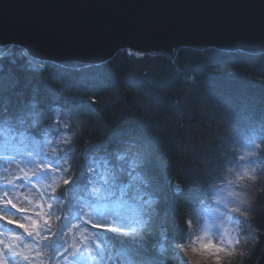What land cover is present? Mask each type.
Masks as SVG:
<instances>
[{
    "label": "snow or ice",
    "instance_id": "1",
    "mask_svg": "<svg viewBox=\"0 0 264 264\" xmlns=\"http://www.w3.org/2000/svg\"><path fill=\"white\" fill-rule=\"evenodd\" d=\"M15 52V42H0V125L20 126V142L30 156L32 153L44 156L60 152L67 156L84 130L81 115L98 112L95 107L98 103V90L106 88L113 81L114 75L99 71L80 79H73L68 75L64 78L66 96L63 100L54 90L37 99L35 95L26 96L22 92H16L19 85L17 75L11 70L5 71L6 63L17 64ZM125 55L129 58L128 70L132 76L128 81V88L148 98L147 104H139L136 107L135 117L141 123L153 125L158 130L159 145L154 148L144 137L126 139L115 135H112L103 148L89 143L86 148L103 151L105 156L103 163L99 165L100 170L91 164L88 165V172L83 175V186L78 187L73 194L75 207L79 208V211L73 213L74 219L66 225V231L75 230L82 238L74 237L71 243L65 240L63 243L53 244L47 252L42 245V241H48L50 236L54 237L62 231L59 227L53 231V220H69V216L63 214L65 210L71 211L66 201L67 189L76 184L77 176L81 175V172L79 167L72 169L71 162L65 161L70 165L68 168L59 166V171L66 174L63 177V185H58L55 180L47 183L48 190L40 192L43 202L34 205L38 209L34 212L35 219L24 215L23 220L27 221L24 223L11 219L6 214H0V221L22 229L33 241L27 243L23 237L16 235L9 237V241L15 243L0 241L3 246L0 250V264H20V261L24 264H45V259L48 264H71L72 261L82 264H185L188 246L182 240L175 239L169 225L176 232L187 231L193 227L199 205L209 196L214 197L215 203L223 209L218 215L221 222L235 223L234 216L243 217L245 220L254 216L255 205L244 206L241 194L243 186L236 185L238 190L233 191V181L227 182L231 187L225 186L222 183L224 178L215 175L212 169L206 166L197 167V161L207 159L199 147L193 142H177L166 124L153 122V113L163 108L159 98L145 91L146 84L156 80L152 76L154 70L144 68L140 72V78L132 74L138 67L136 62L156 57L148 50L128 49ZM112 60L113 57H109L100 63L71 67L77 73L93 68L100 70L106 64H111ZM35 62V58L28 51L20 53V66ZM171 63L175 64L176 61L172 60ZM60 67L69 69L67 64H61ZM233 75L228 72L224 76L232 81ZM211 76H220V73H211ZM144 78H148L147 81ZM191 78L189 80L188 77V80L195 82V78ZM174 79L175 77L169 74L163 83L165 86L170 85ZM84 81L91 83L92 87L85 86ZM204 88L206 92H217L219 82L206 79ZM74 89L87 93L88 99L83 95H71ZM229 89L224 88L219 92L218 101ZM6 94H14L15 99ZM220 118L225 117L221 115ZM73 123L81 131L73 132ZM53 134L59 137L55 141L49 139ZM41 137L44 138L43 142ZM60 145L65 147L60 148ZM45 146L52 151L45 152ZM181 150L185 156H191L193 166L185 172L182 179L178 178V182L173 183L167 177L168 169L172 166L171 154ZM40 172H52L51 165L40 161L32 170L31 176L24 172V177L31 180ZM251 178L244 176L241 180L249 181ZM16 179L19 180L20 177ZM47 179L40 177L41 181ZM256 183L258 181H255ZM7 184L15 187L11 179ZM5 195L11 193L5 192ZM7 206L15 209L17 213L27 212V209L18 207L12 199L7 200ZM45 207L47 211L44 210ZM6 211L7 208L0 209V213ZM57 212L61 215H56ZM244 222L240 221L242 227ZM3 232L4 229H0V234ZM221 239L224 241L222 245H201L202 252L215 258V264H224L223 258L235 255L234 249L239 240L238 237L231 240Z\"/></svg>",
    "mask_w": 264,
    "mask_h": 264
},
{
    "label": "trees",
    "instance_id": "2",
    "mask_svg": "<svg viewBox=\"0 0 264 264\" xmlns=\"http://www.w3.org/2000/svg\"><path fill=\"white\" fill-rule=\"evenodd\" d=\"M201 49L208 51L201 52ZM25 50L16 46L14 53L17 64L6 63L5 71L11 70L18 79L19 85L16 92H22L26 96L35 95L37 99L54 90L63 100L65 77L71 75L73 79H80L95 74L97 71L114 75L113 81L104 89L98 90L96 114H82L81 120L85 127L81 138L72 145V150L65 156L63 152L57 155L65 157V161L71 162L72 169L79 167L81 175L77 176L76 184L67 189L66 201L71 209L65 210L64 215L69 220L52 221L53 231L59 227L62 231L56 236L49 237L48 241H42L44 251H49L53 244L71 242L70 233L66 231V225L74 219L73 213L77 211L73 194L78 187L83 186V175L88 172V165L102 164L104 152L95 148H86L89 143L103 148L112 135L135 139L144 137L153 147L159 145V132L153 125L141 123L135 117L136 107L139 104H147L148 98L134 89L128 88V81L132 78L129 74V58L125 51H119L111 64H106L103 69H87L83 72H75L71 66L76 63H62L69 65V69L61 68V64L36 61L34 64L25 63L19 65L20 53ZM156 58L136 62L138 67L132 74L140 78V72L144 68L154 70L152 76L154 83L146 84V92L162 101V110H157L152 115L153 122L166 124L172 130L175 140L179 143H195L203 156L207 159L197 161L196 166H206L213 170L215 175L222 176L223 184L229 179L232 167L241 159L245 148L254 140H261L259 151L255 155L257 160L256 183L242 180V196L244 206L255 205L254 216L244 220L241 228L240 243L237 248L242 249L232 257H225L224 264H256L264 249V193L255 192V188L264 189V51L260 53H248L242 51H229L216 48H190L183 47L175 50L173 56L164 53L151 52ZM178 53V56H177ZM176 63L172 64L171 61ZM46 65V67H42ZM70 72V73H69ZM220 73L213 77L211 73ZM233 73L232 81L225 77L226 73ZM172 74L175 79L165 86L164 79ZM194 77L195 82H190L188 77ZM147 81L148 78H144ZM207 80L219 82L217 92H206ZM84 85L92 87V84L84 81ZM224 88H230L224 97L218 101L219 92ZM71 95L88 99L87 93L73 90ZM11 95L13 100L14 94ZM221 115L225 118L221 119ZM19 125H0V131H8L9 135L19 136ZM81 131L73 123V132ZM49 138H59L53 134ZM43 137L41 141L43 142ZM60 148L65 147L60 145ZM74 153V156H73ZM171 168L167 177L178 182L185 172L192 167L191 156H185L183 151L171 154ZM70 165L65 162V168ZM71 173H67L70 175ZM62 178L55 181L63 185ZM215 191V189H210ZM209 196L203 204L199 205L197 220L193 227L187 231L176 232L175 239L182 240L186 245L194 237L204 217ZM47 211V208L45 209ZM56 215H61L57 212ZM247 229V231H244ZM45 264L48 261L45 259ZM72 264V263H71Z\"/></svg>",
    "mask_w": 264,
    "mask_h": 264
},
{
    "label": "water",
    "instance_id": "3",
    "mask_svg": "<svg viewBox=\"0 0 264 264\" xmlns=\"http://www.w3.org/2000/svg\"><path fill=\"white\" fill-rule=\"evenodd\" d=\"M0 42L36 61L81 66L128 49L260 53L264 0H0Z\"/></svg>",
    "mask_w": 264,
    "mask_h": 264
},
{
    "label": "rangeland",
    "instance_id": "4",
    "mask_svg": "<svg viewBox=\"0 0 264 264\" xmlns=\"http://www.w3.org/2000/svg\"><path fill=\"white\" fill-rule=\"evenodd\" d=\"M49 139L53 140V138ZM57 139L58 138L55 140ZM25 143H27V141H25ZM261 143V140H254L249 143L243 151L238 164L232 167V171L227 182L229 180L234 182L232 188L233 191L238 190L236 185H241V179L246 174L253 177L256 175L257 160L255 155L258 153ZM44 151L51 152L52 150L45 146ZM65 159V157H59L57 154L36 156L35 153H32L30 156L27 149L23 144H21L20 136L9 135L8 131H0V209L7 208L6 213L0 214H6L9 218L21 220L24 223H27V221L23 220L24 215L35 219L34 212L38 209H36L34 205L36 203L43 202L40 198V192L48 190L47 183H50L52 180L58 181L62 178L63 173L59 171V166L65 167ZM10 160L13 162L8 163ZM40 161L51 165L52 172H40L31 180L25 178L24 172H28L29 176H31L32 170ZM92 165L93 167H96L97 170H100V163H93ZM16 177H20V179L18 180ZM40 177H47L48 179L47 181H41ZM9 179L13 181L15 187L7 184ZM227 182L224 185L231 187ZM33 185H36V187L34 188ZM5 192H10L11 195L6 196ZM46 198L47 197H44V199ZM9 199H12L18 207L22 206L27 209V212L17 213L15 209L7 206V200ZM29 201H32V203L30 204ZM222 210V207L218 206L215 203L214 197L211 196V198L207 201L206 209L203 212L204 217L201 225L198 227L194 237H192L186 244L188 246V252L185 264H215V258L213 256L201 251V245L203 244L212 243L222 245L224 241L221 238L231 240L237 237L239 238L238 243H240V236L242 233L240 217H233L235 223L221 222V220L218 219V215L219 211ZM78 211L79 208L76 212ZM0 229H4L3 234H0V241L15 243V241H9V237L16 235L23 237L27 243L33 242L31 238L27 237L23 233L22 229L6 225L3 221H0ZM84 231L87 232V229ZM69 233L71 242L74 237L82 238L80 233L75 230ZM85 243H87V241H85ZM2 247L3 246L0 245V250H2ZM234 251L236 254L241 253L243 250L235 246ZM71 263L82 264V262L76 261H72ZM20 264H24V262L20 261Z\"/></svg>",
    "mask_w": 264,
    "mask_h": 264
},
{
    "label": "clouds",
    "instance_id": "5",
    "mask_svg": "<svg viewBox=\"0 0 264 264\" xmlns=\"http://www.w3.org/2000/svg\"><path fill=\"white\" fill-rule=\"evenodd\" d=\"M192 78L189 77V80H191ZM245 176H249V175H245ZM252 178L249 180L253 185L255 184V181H256V178L251 176ZM255 192L257 193H261V192H264V189H261V188H255Z\"/></svg>",
    "mask_w": 264,
    "mask_h": 264
}]
</instances>
